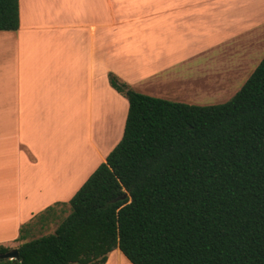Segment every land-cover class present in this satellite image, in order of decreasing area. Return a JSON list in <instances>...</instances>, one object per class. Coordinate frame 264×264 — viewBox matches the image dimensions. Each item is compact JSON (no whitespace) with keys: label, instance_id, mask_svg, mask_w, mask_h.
I'll return each mask as SVG.
<instances>
[{"label":"trees","instance_id":"obj_1","mask_svg":"<svg viewBox=\"0 0 264 264\" xmlns=\"http://www.w3.org/2000/svg\"><path fill=\"white\" fill-rule=\"evenodd\" d=\"M18 26L19 1L0 0V30ZM108 82L128 102L121 139L68 202L34 215L68 205L54 231L31 237L33 217L0 264H104L116 248L132 264H264V56L220 104Z\"/></svg>","mask_w":264,"mask_h":264},{"label":"crops","instance_id":"obj_2","mask_svg":"<svg viewBox=\"0 0 264 264\" xmlns=\"http://www.w3.org/2000/svg\"><path fill=\"white\" fill-rule=\"evenodd\" d=\"M18 1V29L0 30V244L8 247L19 244L20 226L34 215L68 202L121 139L127 111L118 125L117 103L103 132L104 82L115 102L122 96L108 73L137 92L176 100L216 82L214 70L225 66L194 63L213 49L198 23L212 13L129 16L128 9L120 16L110 1L107 14L102 0H46L39 9ZM215 1L194 0L174 12L214 10ZM231 12L264 15V0H234ZM261 27L241 48H229L227 39L221 50L234 53V63L246 60L248 44L262 43ZM204 69L207 76L194 83ZM104 264L132 263L116 248Z\"/></svg>","mask_w":264,"mask_h":264},{"label":"rangeland","instance_id":"obj_3","mask_svg":"<svg viewBox=\"0 0 264 264\" xmlns=\"http://www.w3.org/2000/svg\"><path fill=\"white\" fill-rule=\"evenodd\" d=\"M33 1L35 2L36 9H39L43 4L46 5V0ZM107 1H110L111 4L113 3L114 8H122V11L119 14L120 16H125L128 12V9L129 16H196L197 14L201 13L215 14V16H198L199 33L201 36H207V38L211 41L208 47L213 46V49L209 50L207 54L194 59V63L199 59L200 62L205 61L208 64H212L214 68L219 63H225L224 68L218 67L216 71L214 70V73L217 75L216 82L208 81L207 86L200 84L198 87H200L201 90L177 96L176 100L170 99L169 101L183 102L194 105H214L224 103L237 92V90L242 86L244 82L243 80L248 78V76L264 56V35L262 36L261 45L255 46L251 43L248 44L251 47H247V49L244 50L245 56L247 57V59L244 61L234 63L233 59L235 57L230 59V57L234 56V53L224 54V51L221 50V46L227 45V39H229V48H241L243 45V43H241L242 40L248 39V37L256 33L259 28H262V25L264 30L263 14H261V16H233L231 8L234 0H216L213 3L214 10H188L178 14L174 12L176 5L182 6L194 0H102L103 10L105 12L104 14L108 13V6L106 5ZM188 7L193 8L194 6ZM42 11L38 10L35 13L39 14ZM238 32L245 33L246 36L241 35ZM221 35H223V37L226 39L220 40L222 38ZM226 55H228L229 58L226 59V57H224ZM207 74L208 72L206 69L199 70L197 81H194V83L202 81L204 79L203 76L206 77ZM222 77H230L231 82L227 78V81H224L225 79ZM109 95L110 93L106 91V85L104 82V92L102 98L104 106L102 113L104 135L106 132L107 123L110 126V118L111 114H113L111 111V106L117 107L116 103L118 104V113L117 118L115 119L118 121V125H120L123 115L126 113L125 110L127 111L128 108V102L125 97L120 95V101L118 99L117 102H115ZM172 99L174 98L172 97ZM114 117L115 116L113 114V118ZM68 212V205H57L55 218L52 216L46 221L41 222L38 221L36 217H34L30 227L32 232L31 237H39L44 234L52 233L60 219L66 216ZM31 237L28 238V240L31 239ZM12 247L16 246H11V248Z\"/></svg>","mask_w":264,"mask_h":264},{"label":"water","instance_id":"obj_4","mask_svg":"<svg viewBox=\"0 0 264 264\" xmlns=\"http://www.w3.org/2000/svg\"><path fill=\"white\" fill-rule=\"evenodd\" d=\"M127 194H124L122 198H125ZM19 253L17 247H12L4 253H0V259H18Z\"/></svg>","mask_w":264,"mask_h":264}]
</instances>
